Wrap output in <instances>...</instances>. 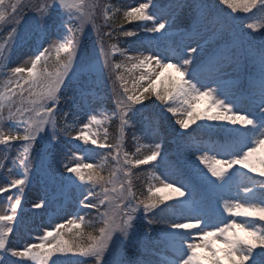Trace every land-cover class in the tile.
I'll use <instances>...</instances> for the list:
<instances>
[{"label":"snow or ice","instance_id":"obj_1","mask_svg":"<svg viewBox=\"0 0 264 264\" xmlns=\"http://www.w3.org/2000/svg\"><path fill=\"white\" fill-rule=\"evenodd\" d=\"M219 3L231 12L224 15L206 0H171L165 19L157 14L153 0H143L122 14L99 0H0V32L11 25L0 37L4 41L0 66L6 69L0 70V172L7 171L0 194L17 190L7 197L8 206L0 207V264H264V223L257 226L264 222V179L249 175L264 177V0ZM25 9L35 16L26 17ZM98 10L108 31L97 23ZM134 21L150 22L143 36L123 29V23ZM179 26L183 30L178 34L188 43L172 56L160 51L129 55L119 42H111L120 36L137 37L149 47L158 46ZM89 28L97 37L91 50L85 41ZM253 33H258V41ZM206 38L214 46H201L199 41ZM24 45L34 48L25 54L28 59L19 66L5 65L12 51ZM117 55L122 58L119 62ZM122 69L147 71L129 87ZM106 89L116 112L104 118L91 114L80 124L78 114L84 109L94 113V106L103 104ZM152 97L164 105L165 113L181 116L176 121L181 129L198 120L213 121L200 130L223 139L192 151L194 175L204 190L199 198L194 188L183 183L177 187L155 173L151 178L157 184L149 186L142 198L134 191L133 169L155 167L153 162L162 156L160 143L142 144L135 132V153L125 145L127 130L138 123L144 138L160 135L158 121L147 114L145 102L154 104ZM113 118L119 121V135L110 143L106 125ZM65 138L115 153L118 167L108 175H104L107 158L85 163L91 155L87 150L71 153L65 156L69 162H62L69 173L67 183L77 189L88 186L81 191L78 206L95 210L96 220L85 221L77 213L66 224L45 229L36 238L39 242L13 246L10 236L29 177L45 170L46 150L62 146ZM38 145L43 146V156ZM14 168L21 171L11 178ZM33 207L43 208L45 202ZM157 209L161 214L170 209L172 218L165 219ZM143 220L158 226L156 238L151 227L142 228ZM137 244L145 255L157 254L149 248L155 244L171 256L160 262L127 253L112 258L121 246Z\"/></svg>","mask_w":264,"mask_h":264},{"label":"rangeland","instance_id":"obj_2","mask_svg":"<svg viewBox=\"0 0 264 264\" xmlns=\"http://www.w3.org/2000/svg\"><path fill=\"white\" fill-rule=\"evenodd\" d=\"M125 1H126L125 4L120 2V4L114 5L115 7L119 8L121 10V14L123 11L129 9L130 7L138 6L141 2H143V0H125ZM157 1H159V0H153V3L156 4ZM6 2H7V0H6ZM34 2H36V0H34ZM25 10H28V9H25ZM156 11L160 17L165 18V19L168 18V7L165 9L163 7H160V9L156 8ZM29 12H30V14H29ZM28 14H29L28 15L29 18L35 16V13L32 11H29V10H28ZM99 16H97V23L104 21V17H103L102 12H100ZM149 23L150 22H144L143 25L145 26L146 24H149ZM103 30L105 31L104 28H103ZM182 30H183L182 26H179L177 29L174 30L173 33H178ZM90 32H93L94 34H96V33L91 28L88 30V36H89V38H92V43H93L95 38L91 35ZM140 35L143 36V30L140 32ZM149 35H151V34H149ZM156 35H160V34H156ZM257 35H258V33H257ZM225 38H227V36H225ZM105 39L108 40L107 37ZM145 39H147V38H145ZM3 42L4 41L0 40V43H3ZM163 43L164 42L162 40V41L158 42V46L154 44L151 47H149V45L147 43H144L138 39L137 41L131 42L130 45L128 47H126L125 49L128 50L129 55H136L139 52L149 54L151 51H160V52H167V54L169 56H172L174 54L176 48H167L164 45H162ZM186 43H188V41L186 40L185 37H183L182 44H181L182 47ZM191 43H192V46H196L197 41H192ZM199 43L201 44V46H207V47L214 46L207 38L205 40L199 41ZM30 51H34V48H32L31 46H26V47H23V49H21V50H16L15 53H13V52L11 53L9 60H6L5 62L8 63V67L19 66L20 63L23 62V60L28 59V56L25 54L30 52ZM193 55H195V54H193ZM52 56L53 57L55 56L54 52L52 53ZM116 57L120 58V59H116ZM116 57H115V59L117 60V62H119L122 59L121 57H119V55H117ZM172 62H175V60H173ZM1 67H2L1 70H6V69H3V66H1ZM129 67H130V65H129ZM121 71H125V70L122 69ZM145 71H147V70L146 69H133V71L131 73H128L125 71V75L129 77V87H131L132 82L134 80H139V76L141 75L142 72H145ZM2 80H3V77L0 76V81H2ZM246 83L247 82L244 81L245 86H246ZM144 84L146 86L147 81H145ZM109 85H111V81H110ZM213 86H215V85H213ZM109 88L110 87L108 86V89ZM108 89H106V91L110 92ZM103 95L105 96L103 104L102 105H99V104L95 105L94 106V108H95L94 113H90L88 109H84L83 111L80 112V114L78 115V120H79L80 124L87 122V120L89 119L91 114H97L100 118H104L105 115H107L109 117L113 116V114L115 112H113V110H111V108L108 105V102L106 101V99H107L106 93H104ZM157 107H159L158 109H160L161 113L165 117V121H163L164 122V129L169 127L168 130L169 129H170V131L172 130L173 133H175V134L176 133L184 134L185 132L191 130V128H193L197 125L201 126V125H209V124L215 123L213 121H207V120L202 119V120H198L195 124H192L189 129L184 130V129H181L180 126L176 123V121L181 118L180 115L173 116L171 113H165L163 104H161L159 106H158V104H155L156 109H157ZM201 107L202 108L204 107L203 103L201 104ZM151 110H153V109H151ZM113 119H115V118H113ZM110 124H112V123H110ZM108 125H106V127ZM75 134L76 133L73 132V136H75ZM136 136L138 138H141L140 142L142 144L155 145L156 143H160L161 145H163V141H162L163 136L153 135L151 137L144 138L142 136L141 132L136 133ZM212 144H217V142L216 141L209 142V143L200 142V143H198V145L196 147H201V146H205V145H212ZM89 145L90 144L85 145L82 141H79V140H73L71 138H65V143L62 146H59V150L61 149L63 151L62 152L63 157L60 161V166L52 169L53 170L52 174H53L55 179L64 180V185L62 187H65V188L62 191H60L61 194L57 193L56 194L57 196L54 195L53 197H51L50 190L43 183L41 171L37 172L34 176L30 175V177H29L30 184L27 188L24 189V195H23L22 200H21V207L17 210V220H16L15 225H14V232L10 236V240H11L13 246L22 247L23 245L29 243L30 241L39 242L36 238L39 235H41L45 229L54 230V227L56 224H58V223L59 224H66L67 221L69 219H73L77 213L82 217L84 216L85 209H81L78 206V201L80 199H82L81 191H86V190L83 187H81V189H77L73 185L67 183V181L64 178H66L69 175V173H67L64 170V168L62 167V162L63 163L69 162L68 159H65V156H68L71 153L85 154V150H87L91 154L90 158L88 156H86L85 163L97 164V163H100L102 161H105V157L98 158L97 155H95L93 153V151H91V149L89 148ZM134 147H136V144ZM194 148H192L188 145L186 146V145H180L179 144V145H177L176 150H175L178 153L177 156L179 157L180 162H182L187 168H189V170L193 174H194V169H193L194 161L192 160V151L194 150ZM162 149H163V146L161 147V151H162ZM144 151H146V149H142V153ZM133 153H135V149H134ZM195 154H196V156H199L201 153L197 151ZM211 154L212 153H209V155H211ZM40 155H41V153H40ZM257 156H259V153L257 154ZM74 163L75 162L73 161V164ZM153 163L158 164V165H157V167H154L153 171H151L150 174L155 173V175L159 176L160 179L164 180L165 182L173 183L177 187L181 186V184H182L181 177L179 176V173L175 172L174 166H173V164H171V162L164 160L163 156H161L160 158H158V160L156 162H153ZM8 164H9V166H11L10 161L8 162ZM198 167L200 169H204V171H206V168H204L203 164L198 165ZM257 167H259L258 163H257ZM20 171H21V169L14 168L13 169L14 175L11 178H16V176L20 173ZM243 171H247V170H243ZM6 177H7V171L6 170L3 172H0V182H3ZM135 183L136 182L134 181V186H135ZM148 184H149V186L156 185L157 181L150 178ZM184 190L187 193V191H188L187 188H185ZM16 193H17L16 189H11L10 192L0 194V207H7L8 206L7 197L10 195H14ZM64 193L66 195L62 196ZM137 196L138 197L140 196L138 192H137ZM49 197H51V199H53L54 201L51 204H46V200H48ZM199 197L200 196H198V198ZM40 200H43L45 202V207L40 208V209L34 208L33 204L40 201ZM92 218L94 219L95 215ZM261 223H264V222H257V226H260ZM121 247L125 248L124 246H121ZM119 249L113 255L114 260L118 259L120 257V254L118 255L117 258L114 257L116 254H118ZM165 255L171 256V253L170 252H164L163 256H165Z\"/></svg>","mask_w":264,"mask_h":264},{"label":"trees","instance_id":"obj_3","mask_svg":"<svg viewBox=\"0 0 264 264\" xmlns=\"http://www.w3.org/2000/svg\"><path fill=\"white\" fill-rule=\"evenodd\" d=\"M113 2H116V0H112ZM33 2H34V0H33ZM117 2H119V0L117 1ZM25 11V15H26V17H28L29 18V14H30V12H29V14H28V10H24ZM120 17V16H119ZM116 23H120V18L119 19H117L116 21H115ZM126 28V27H125ZM90 29V28H89ZM126 30H130V29H128V28H126ZM90 33H92V32H90ZM90 38H89V36H88V33H87V35H86V37H85V41L87 42L88 40H89ZM119 41H121V40H119ZM62 121V120H61ZM119 122H117V119H115V120H113L112 121V125L110 126V133H111V143H114V142H116V140H117V137H118V135H119V124H118ZM129 142H131L130 141V138H129ZM132 144V143H131ZM134 171V170H133ZM134 173L136 174V176L134 177V181L136 182L135 183V186H134V189L135 190H137V191H139L140 192V194L141 195H145L146 193H145V191H146V187H147V180H148V174H147V170L145 169V168H141V169H135V171H134ZM157 212V214H159V215H163L164 217H165V219H166V216H165V214L167 213V211L165 212V213H160V210L158 209V211H156ZM88 218L89 219H91L90 218V216H88ZM95 220H96V218H95ZM94 220V221H95ZM96 226L98 227L99 225H98V222L96 223Z\"/></svg>","mask_w":264,"mask_h":264}]
</instances>
